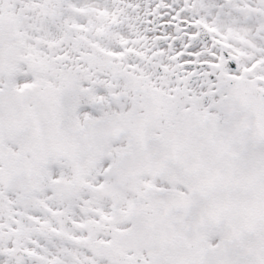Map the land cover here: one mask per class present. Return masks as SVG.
<instances>
[{"label": "snow or ice", "instance_id": "snow-or-ice-1", "mask_svg": "<svg viewBox=\"0 0 264 264\" xmlns=\"http://www.w3.org/2000/svg\"><path fill=\"white\" fill-rule=\"evenodd\" d=\"M0 264H264V0H0Z\"/></svg>", "mask_w": 264, "mask_h": 264}]
</instances>
